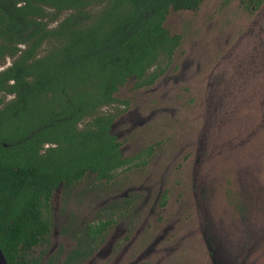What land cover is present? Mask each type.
Instances as JSON below:
<instances>
[{
  "label": "rangeland",
  "instance_id": "1",
  "mask_svg": "<svg viewBox=\"0 0 264 264\" xmlns=\"http://www.w3.org/2000/svg\"><path fill=\"white\" fill-rule=\"evenodd\" d=\"M164 27L180 36L169 68L150 86L129 78L108 108L119 112L110 130L122 155L136 161L62 212L57 187L43 263L70 212L87 218L138 193L140 218L118 264H264V1L252 10L244 0H203L195 10L170 11ZM164 192L167 205L159 207ZM123 227L86 264H103Z\"/></svg>",
  "mask_w": 264,
  "mask_h": 264
},
{
  "label": "trees",
  "instance_id": "2",
  "mask_svg": "<svg viewBox=\"0 0 264 264\" xmlns=\"http://www.w3.org/2000/svg\"><path fill=\"white\" fill-rule=\"evenodd\" d=\"M202 1L10 0L0 8V58L16 56L0 72V90L15 94L0 108V248L8 264H39L59 183L89 172L109 179L125 165L108 133L114 94L128 78L150 85L170 66L180 36L164 21ZM244 1L255 10L263 0Z\"/></svg>",
  "mask_w": 264,
  "mask_h": 264
},
{
  "label": "flooded vegetation",
  "instance_id": "3",
  "mask_svg": "<svg viewBox=\"0 0 264 264\" xmlns=\"http://www.w3.org/2000/svg\"><path fill=\"white\" fill-rule=\"evenodd\" d=\"M6 4H11L10 0H3V3H0V8L3 5L6 6ZM18 5H20V3H18ZM39 52L40 51L37 52V57L41 56ZM6 57H11V56L7 54L4 55L3 57L0 58V62H2ZM11 58H13V61H14L16 56L11 57ZM13 61L8 66L0 67V72L5 71L7 68H9L12 65ZM166 70L159 77H161L166 72ZM13 83L14 82L12 80H9L7 82V85H12ZM135 83H136V80H135ZM135 83H134V86H135ZM150 85H146V86H150ZM146 86H141V87H146ZM120 87L118 88V90L120 89ZM135 87L141 88L139 86H135ZM115 94H114V97H115ZM8 96H12V97L6 100V97ZM14 97H15L14 93H11V92L9 93L6 89L0 90V100H2V102L0 103V108L3 106L4 103L8 102L9 100H12ZM118 114L114 117L113 121L116 119ZM112 123H110L108 133L111 136H113L115 142L118 144L119 156L122 160L125 161V165L117 169L113 177L109 179L108 178L97 179L94 174L89 172V173H86L79 180L73 181L72 183L68 185L59 183L52 191V194H53L54 190L61 184L60 186L61 193L59 196V201L56 206V210L58 208L60 209V206H61V212H62L63 209L66 208L67 205L70 204V202L72 201L74 204L80 203L79 199L83 198L85 194H88L92 188H95L93 186V183H96V182L100 183V185H97L95 189H102L104 187V184H108L114 181V179L117 177V174L120 170L126 169L130 164L136 161L135 159L127 158L122 155L121 153L122 144L117 139V137L111 133V130H110ZM40 146L41 147L39 149V154H42L43 153L42 147L44 145L40 144ZM153 151L154 149L152 147H149L145 151V155H143L144 158L150 157ZM81 184L82 185L86 184L88 186L85 187L84 189H82L81 187L79 188V190H76L77 186L78 185L80 186ZM52 194L48 202L49 204V209H48L49 231L46 237L47 241L45 242L44 246L41 249L43 250V252L39 257L40 258L39 264H86L89 260H91L97 254V252L102 247H104V245L107 243L109 239L110 234L116 228V226L120 222H124V227H123V231L121 235L110 246L109 254L104 259V263H103V264H114V263L118 264L121 258L120 256L121 251L123 250L124 246L131 240L133 236V232L136 229L135 227L136 223L139 221L140 215L136 213V207L140 202H142L141 195H139L138 193H130L128 196L119 197V198L110 200L109 202H106L103 205L93 209L89 213L90 217H87V218L83 216H78L79 214L73 215L72 212H70L67 219L64 221V223L62 225L61 224L59 225L60 232H58V236L60 237H58L59 241H58V244L55 250L48 256L45 263H43L45 259L42 260V258L45 255L46 250L50 245V241L48 240L50 229L51 227H54V225L56 226V222L53 223V213L55 211L54 207L56 204L55 205L53 204L54 207H52L51 205L52 204ZM158 205L159 207H165L167 205V193L166 192L162 194ZM144 243H145V240H143L142 244ZM137 250L138 248L134 247L133 245L130 248L129 252L135 253L137 252Z\"/></svg>",
  "mask_w": 264,
  "mask_h": 264
},
{
  "label": "water",
  "instance_id": "4",
  "mask_svg": "<svg viewBox=\"0 0 264 264\" xmlns=\"http://www.w3.org/2000/svg\"><path fill=\"white\" fill-rule=\"evenodd\" d=\"M263 1H264V0H263ZM263 1H262V2H263ZM262 2H261V4H262ZM261 4H260V5H261ZM260 5H259V6H260ZM259 6H258V7H259ZM163 25H164V24H163ZM130 78H131V77H130ZM133 78H135V77H133ZM128 79H129V78H128ZM128 79H127V80H128ZM135 80H136V79H135ZM114 121H115V120H114ZM114 121H113V122H114ZM112 124H113V123H112ZM112 124H111V126H112ZM59 186H61V184H60ZM59 186H58V187H59ZM56 189H57V188H56ZM56 189H55L54 191H56ZM0 264H8V263H7V260H6L5 256H4V254H3V252H2V250H1V248H0Z\"/></svg>",
  "mask_w": 264,
  "mask_h": 264
},
{
  "label": "bare ground",
  "instance_id": "5",
  "mask_svg": "<svg viewBox=\"0 0 264 264\" xmlns=\"http://www.w3.org/2000/svg\"><path fill=\"white\" fill-rule=\"evenodd\" d=\"M182 37V36H181Z\"/></svg>",
  "mask_w": 264,
  "mask_h": 264
}]
</instances>
